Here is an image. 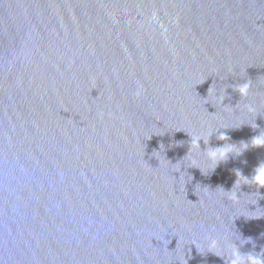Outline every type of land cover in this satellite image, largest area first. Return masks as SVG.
<instances>
[{
	"label": "water",
	"instance_id": "95a60500",
	"mask_svg": "<svg viewBox=\"0 0 264 264\" xmlns=\"http://www.w3.org/2000/svg\"><path fill=\"white\" fill-rule=\"evenodd\" d=\"M262 134L264 0H0V264H261Z\"/></svg>",
	"mask_w": 264,
	"mask_h": 264
},
{
	"label": "clouds",
	"instance_id": "9594fccd",
	"mask_svg": "<svg viewBox=\"0 0 264 264\" xmlns=\"http://www.w3.org/2000/svg\"><path fill=\"white\" fill-rule=\"evenodd\" d=\"M247 88H248L247 83H243L240 85V91L241 92H246ZM221 137H226V136H225V134L221 133L219 138H221ZM252 143L254 146H264V134L254 137L252 139ZM244 145H245L244 149H247L248 148L247 143H244ZM230 147H231V145L225 146L223 148H217V149L211 150V152L209 153V159L214 160L216 162V164H218L222 160H226L228 153L230 151H222V150L228 149ZM253 180H255V182L260 187H264V162H261L259 164V166L256 167L255 176L253 177ZM254 258L260 260L261 264H264V261H262L260 258H258L256 256H254Z\"/></svg>",
	"mask_w": 264,
	"mask_h": 264
}]
</instances>
